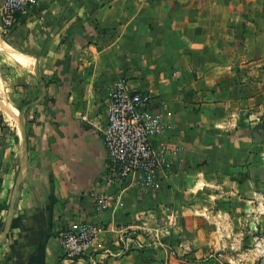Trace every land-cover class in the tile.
I'll return each instance as SVG.
<instances>
[{"label": "crops", "instance_id": "obj_1", "mask_svg": "<svg viewBox=\"0 0 264 264\" xmlns=\"http://www.w3.org/2000/svg\"><path fill=\"white\" fill-rule=\"evenodd\" d=\"M6 37L31 58L14 65L34 69L39 58L47 92L25 113L26 174L0 264H70L59 237L80 219L103 225L104 244L122 249L107 264H142L146 253L186 264L205 246L233 243L245 215L253 226L264 204V0H41ZM123 78L173 113L174 129L159 142L180 150L167 154L170 177L156 192L102 183L99 129ZM31 80L35 100L43 87ZM4 94L0 234L22 136ZM93 189L124 206L97 210Z\"/></svg>", "mask_w": 264, "mask_h": 264}, {"label": "built area", "instance_id": "obj_2", "mask_svg": "<svg viewBox=\"0 0 264 264\" xmlns=\"http://www.w3.org/2000/svg\"><path fill=\"white\" fill-rule=\"evenodd\" d=\"M41 0H3L0 7V30L8 33L20 23L23 15L39 7ZM172 111L166 104H155L150 92L136 89L126 79H121L110 91L107 100L106 124L99 129V136L107 152L102 174L106 187H135L143 193L161 189L164 179L170 177V149L159 138L174 129ZM82 120L89 121L86 115ZM95 208L108 210L115 202L124 206L119 196L112 199L110 193L93 189L90 193ZM103 225L86 219L71 222L60 234L63 260L70 264H107V260L119 255L122 249L104 244L100 234Z\"/></svg>", "mask_w": 264, "mask_h": 264}, {"label": "rangeland", "instance_id": "obj_3", "mask_svg": "<svg viewBox=\"0 0 264 264\" xmlns=\"http://www.w3.org/2000/svg\"><path fill=\"white\" fill-rule=\"evenodd\" d=\"M1 36L4 40H7L6 34L1 32ZM21 67L10 63L5 57L0 55V78L4 87L3 92L5 91L8 100L12 102L18 112L21 111L25 104L32 100V96L28 92L31 88L30 81H32V78L37 79L33 68L23 69ZM0 113H2L0 114V122L7 123L1 109ZM4 131L8 134H14V130L9 126H5ZM21 139L22 136L16 143L19 158ZM247 218L246 215L243 217V226L237 229L239 235L236 239H232L233 243L205 246L198 256L190 258L186 264H264V204H260L259 211L252 221L253 226H250L251 221L247 220ZM144 252L142 250V254ZM142 264L173 263L160 257L155 258L153 254L148 255L146 253V256L142 257Z\"/></svg>", "mask_w": 264, "mask_h": 264}, {"label": "water", "instance_id": "obj_4", "mask_svg": "<svg viewBox=\"0 0 264 264\" xmlns=\"http://www.w3.org/2000/svg\"><path fill=\"white\" fill-rule=\"evenodd\" d=\"M38 65H39V58H37L35 61L34 71L42 83L43 91L37 99L28 102L27 104H25L22 107L21 111L19 112L18 118H17L19 126L21 127V130H22L20 158H19V170H18L17 178H16V181L14 184V188L12 191V195H11V199H10V203H9V207H8V213L6 216L5 226H4L2 233L0 234V245L8 237V234H9V231H10V228L12 225V220H13L14 209H15V204H16L18 192L20 189V185H21V183L25 177V174H26L25 156H26L27 148H28V137H27V126H26L24 114L29 107L39 103L45 97L46 92H47V85H46L45 80L40 75Z\"/></svg>", "mask_w": 264, "mask_h": 264}, {"label": "bare ground", "instance_id": "obj_5", "mask_svg": "<svg viewBox=\"0 0 264 264\" xmlns=\"http://www.w3.org/2000/svg\"><path fill=\"white\" fill-rule=\"evenodd\" d=\"M0 33H1V30H0ZM0 55L5 57L8 61L12 62L13 64H17V65L20 64L22 67H27L28 65H31V64H29L31 61V58L29 56L27 57L24 54L20 53L19 51L13 49V47H11L10 44L6 40L1 38V35H0ZM3 88L4 87L2 86V82H1V78H0V94H1L0 102L6 106V105H8V101L5 98ZM5 113L7 115V120L11 124H14V122L16 120V115L10 111H6Z\"/></svg>", "mask_w": 264, "mask_h": 264}]
</instances>
